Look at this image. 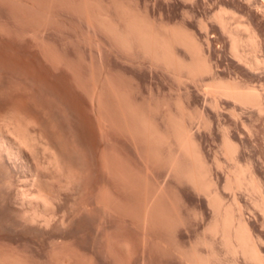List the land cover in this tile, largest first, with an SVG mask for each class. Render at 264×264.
Returning <instances> with one entry per match:
<instances>
[{
  "label": "rangeland",
  "instance_id": "1",
  "mask_svg": "<svg viewBox=\"0 0 264 264\" xmlns=\"http://www.w3.org/2000/svg\"><path fill=\"white\" fill-rule=\"evenodd\" d=\"M220 11L234 19V27L254 26L264 46V0H0V107L38 124L34 129L45 140L34 162L41 178L36 179L58 195L57 204L63 198L56 214L68 223L59 232L54 228L60 224L52 225L45 238L23 236L2 231L9 220L0 212V261L252 264L242 255L227 254L220 239L213 241L208 229L212 208L183 176L192 161L185 151L181 154L176 126L183 124L202 151L227 203L240 199L245 220L260 233L264 218L252 197L223 189L233 167L223 143L225 137L237 143L238 162L251 164L264 183V109L211 93L208 84L235 81L264 96V65L254 73L236 58L229 34L215 18ZM134 19L170 37L165 43L187 64L194 56L178 42L177 33L189 34L215 74L181 75L148 56L130 30ZM142 121L150 127L148 136ZM46 142L64 159V170L70 166L65 172L77 174L74 183L67 184L66 173L58 171L55 181L52 155L43 152ZM218 160L222 169H216ZM46 164L48 171L42 170ZM102 193L106 209L100 206Z\"/></svg>",
  "mask_w": 264,
  "mask_h": 264
},
{
  "label": "bare ground",
  "instance_id": "2",
  "mask_svg": "<svg viewBox=\"0 0 264 264\" xmlns=\"http://www.w3.org/2000/svg\"><path fill=\"white\" fill-rule=\"evenodd\" d=\"M229 15L231 16V14H229ZM233 16H235V15L233 14ZM215 18L221 24L224 31L227 32V35L229 34L233 54H235L236 58H238L241 62H243L250 69H253V71L255 73L256 69H259L261 65H264V58H263V56L262 57L260 56V53L263 54L262 52L264 51L263 50L264 46H263L262 36L257 32L256 29L253 28L254 26L253 27L251 26V24L247 25V23H245V24L239 23V24H237V26L234 27L233 26L234 23H233V25L231 24V21L232 20L234 21V19L232 17H228L227 14H225L224 12L220 11V13L216 14ZM145 22H143L142 20H141V22L139 20L137 21L135 19L132 20L130 22V30L132 29L131 30L132 35L136 36V38L140 40L139 43H141L143 45L144 49L148 53V56L150 54L151 56H153L151 58H155V59L157 58L160 61L162 60L161 62H165L170 70H172L174 68L176 72H177V70H180V71H178L179 73L181 71H182V73H183V71L187 72L193 78H195V76H197L199 74H204V75L212 74L213 68L211 67V64L208 62L207 58H205L203 56L204 53L202 52L201 47L196 42L197 40H195L193 37L189 36V34L187 35L185 32H183L184 33L183 34L182 33L183 30L181 31V33H177L179 39L176 36L175 37L176 40L178 39V42H180V44L186 46L187 49H189V52L193 54L192 56H194L193 57L194 62L191 61L190 64H187L189 62L184 63L185 61L182 62V60H180V59L177 60V58L172 53L171 47H169L170 44L169 45L166 44V43H169L171 40L169 36H172V38H173L174 30L173 31L169 30V32H171L173 35L171 33L167 32L166 35H169V34H171V35L168 36L169 37L168 40L170 39L169 42H166L167 37H163V38H165V39H163L162 34H160L161 32L155 33L158 30L157 31H155V29L153 30V27H151L152 29L150 30V25L149 24L147 25V21H145ZM152 31H155V32H152ZM165 32H166V29H165ZM165 32L164 33L162 32V33L165 34ZM129 33L131 34V32H129ZM132 35H131V37H132L131 39H133ZM128 36H129V34H128ZM124 39H125V37H124ZM182 73H180V74L183 75ZM213 73H214V71H213ZM180 74H178V75H180ZM189 75H187V76H189ZM178 79L180 81L181 77H178ZM238 83H236L235 81L231 82V81H223V80L213 81V82L208 84V90L211 93L220 94L226 98H230L233 101H235L236 104L239 103L243 106H249V107L251 106V107L259 109V111H262V109H264V99H263L264 96L262 95L261 91L259 92L257 90V88L255 89V88L241 86V84L239 85ZM216 105H217V103H216ZM235 107H236V105H235ZM3 111L4 110H2L0 107V212H2L4 214V217L8 218V220H9L8 224L9 225L7 224L8 226L6 228H4V230H2V231L17 234V235H23V236L29 235L32 237L37 236L39 238L48 237L52 234V233L51 234L49 233V231L52 230V225L57 224V226H58L60 224L59 228H57L56 226H55L56 228L53 227L54 231H55V229H58V232H59L61 230L60 228H62L66 223L64 222V220L60 219L63 214H61V216L59 217V214L57 213L59 219L57 218L56 209L58 208V206H56L57 203L55 201L57 200L58 195L56 193H53V190L51 191V189L48 187L47 183L43 182L40 184L39 180H37V179H41V178H38L39 176L36 177L35 167L37 165H35L34 162H36L35 158H36L37 154L39 153L37 151L41 147L40 145L43 144L42 142H44L45 139L42 140L44 137L42 136V138H41V137H39L41 135H39V136L37 135L38 132L35 131L34 127L36 125H37L36 127H38V124L34 123V120L32 121L31 118L23 117L24 116L23 114H22L23 116L21 114H18V113L17 114H15V113L9 114L8 111H7L8 112V114H7L6 112H3ZM11 112H13V110ZM129 114H130V112H129ZM125 120H127V119H125ZM181 122H180V124H181ZM34 124H36V125H34ZM142 124H143V121H142ZM144 124H143L144 127L145 126L148 127V128H144V129H148V131L145 132L144 129H143L144 131L143 130L142 131L145 132V134L147 132H148V134H150L151 130L149 129L150 128L149 125H147V124L144 125ZM176 126L178 127L177 128L178 133L180 132L178 135L179 144H180L179 147L181 148V150L186 152V154L189 156V158L192 161L191 162L192 165L187 166L188 167V170L186 169L187 171L182 170V171L186 172V174H184L183 176L191 182L193 187L196 189V191L198 193H200V195L203 194V195L207 196L209 206L212 208L211 210H212V214H213V216H212L213 219H212V222L210 223L211 225L209 226L208 229H209L210 235L212 236V238H214L213 241L215 239L216 240L220 239L221 240V247L226 251L227 254L230 253L234 256H236L237 254L242 255L247 260L246 262L250 261L252 264H264V254H263L264 253L263 252L264 235L262 234L264 231L261 233V231L264 229V225H262L263 223L261 224L263 229L261 228L262 230L260 231V233L257 232V230H255V228H253V226L250 224L251 222L249 223L248 221L245 220L247 218H244L245 212L243 214L244 210L238 201L240 199H237V200L235 199V201H234V202H236L234 204H236V206H237L236 209L238 208L237 210L234 208L235 207L234 204L229 205L227 203L226 198L223 196V193L220 190L219 184L217 183L219 178L217 179V181H215L214 178L212 177L213 175L211 174L212 173L211 168H210L211 166L208 167V165L205 164L206 162L203 161L204 156L202 157V155H201L202 151L198 148L197 144L188 137V134L185 131L183 124H181V126H179V125H176ZM40 134H42V133H40ZM145 134H144V137H147L148 134H146L147 136H145ZM190 137H191V135H190ZM46 141H48V140H46ZM47 144H48L47 142H46V144L44 143V145H43L44 147L42 146L44 151L43 150L42 151L45 153L49 152V154L52 155V156L51 155L48 156V157L51 156L49 159L50 160L49 164H51L52 167H54V166L55 167L52 168L50 165H47L48 164V162H47V164H46L47 167L45 168V165H43L44 167L42 170L48 171V166H50L51 170L53 169V171H56L55 173L57 175L55 174V177L56 176L58 177L57 171L64 173V174L67 172V171L65 172L66 169L70 171V168H69L70 166H68L64 170L65 165H63V163L61 162V160H64V159H62V157L60 158V156H59V158H60L59 159L57 156L58 153L54 152L55 149L53 148L54 150H52V148H50L52 146L50 145V147H49L48 146L49 144L48 145ZM236 144L235 143L233 144L230 138H228V137L224 138L223 146H224V149L227 153V156H230L232 158L233 163H231V164H233V167H231L232 169L229 171L230 172L229 175L227 174L226 183H225V185H223V189L225 191H232V192L244 191V192L248 193L252 197V200H253L252 202H254L255 207L257 208V210H259L261 212V214L264 218V183L261 180V177L258 175V173L254 170V168H252L251 164H247L246 166L244 164V166H243V164L240 163L241 161L238 162L239 160H237L238 158L236 159V157H237L236 155H238L237 152L239 150V148H238L239 145L236 146ZM40 149H42V148H40ZM200 151H201V153H200ZM216 163L218 165V168H216V169H222V166H221L222 163H220V160H218V162L216 161ZM248 165H250V166H248ZM230 166H232V165H230ZM187 167H185V168H187ZM55 168L57 170H54ZM42 170L40 169L39 171L42 172ZM46 171H45V173H46ZM41 172H39V173H41ZM226 172H227V170H226ZM23 173L28 174V176H26L25 179H23V177H22ZM69 174H67V173L65 174L67 176V178L63 174H62V176L65 177L66 179H68L67 184L68 183H70V184L74 183V182H72V181H74L73 177L76 176L77 174L74 176H71V174L70 175ZM47 175L49 176V174H47ZM50 176H54V175H50ZM42 177L45 178L43 175H42ZM57 177H56V179L54 178L55 181L57 179H59ZM59 177H61V175ZM49 178L50 177H48V179ZM75 178H77V177H74V179ZM50 179L52 180L53 177ZM60 180H62V179L60 178ZM80 181H81V179H80ZM49 182H50V180H49ZM62 182H64V180H62ZM62 182H60V183H62ZM65 182H66V180H65ZM75 182H76V180H75ZM81 182L83 183V181H81ZM53 183H55V182H53ZM37 185H38L37 188L39 189L38 192L35 191V189H37V188H35ZM49 185H50V183H49ZM78 185H79V183H78ZM78 185L76 183V186H78ZM80 186H82V185L80 184ZM65 187H67V186H65ZM71 187H73V185ZM55 189H56V187H55ZM60 189H62V188H60ZM75 189H76V187H75ZM79 189H76V190H79ZM69 191H70V189H69ZM79 191H81V190H79ZM59 192H61V190H59ZM78 194H80V193L78 192ZM102 194H104V193H102ZM59 196H61V195H59ZM236 196H237V194H236ZM104 197L102 198L103 202L105 199ZM62 200H63V198H62ZM62 200L59 199V201L63 202ZM61 202L59 204H62ZM59 204H57V205H59ZM102 204L101 205L99 204V205L102 206ZM250 204H252V203H250ZM252 206H253V204H252ZM251 209H252V207H251ZM247 210H249V209H247ZM57 211H59V210L57 209ZM253 212H255V211H253ZM2 213H0V215ZM62 213H64V212H62ZM8 220H5V221H8ZM256 220H259V219H256ZM5 224H6V222H5ZM63 229H64V227H63ZM206 240H208V239H206ZM213 241H211V242H213ZM213 244H214V242H213ZM209 245H210V242H209ZM213 253L216 254L215 252H213ZM1 257H0V259H1ZM9 258H8L9 262H7L8 264H16L18 262V261L15 262L16 258L14 259V261H13V257L12 258L9 257ZM208 258H210V256ZM2 259H3V257H2ZM203 261H204V263L206 262L205 259ZM203 261H201V262L203 263ZM196 262H198V261H196ZM211 262H212V260H211ZM0 263L4 264L2 260L0 261ZM206 263H208V261Z\"/></svg>",
  "mask_w": 264,
  "mask_h": 264
},
{
  "label": "crops",
  "instance_id": "3",
  "mask_svg": "<svg viewBox=\"0 0 264 264\" xmlns=\"http://www.w3.org/2000/svg\"><path fill=\"white\" fill-rule=\"evenodd\" d=\"M131 30H132V29H131ZM175 77H176V79L178 80V76L175 75ZM179 145H180V144H179ZM180 149H181V148H180ZM182 151H183V150H181V154H182ZM108 162H109V161H106V164H108ZM126 178H127V177H126ZM127 179H128V178H127ZM128 190H129V188H128ZM104 196H105V197H104ZM103 197H104L105 199H104V202H103V199H102L101 204L103 203V204H102V205H103V208H104V207L106 208V206H107V202H106V201H107V198H106V195L103 194V195H102V198H103ZM105 200H106V201H105Z\"/></svg>",
  "mask_w": 264,
  "mask_h": 264
}]
</instances>
